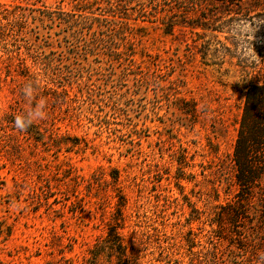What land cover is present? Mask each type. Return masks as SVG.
<instances>
[{"label": "rangeland", "instance_id": "1", "mask_svg": "<svg viewBox=\"0 0 264 264\" xmlns=\"http://www.w3.org/2000/svg\"><path fill=\"white\" fill-rule=\"evenodd\" d=\"M0 5L26 14L0 39V264H87L122 197L121 233L137 243L138 264H264V246L251 239L264 238V181L235 228L217 216L238 204L231 157L245 88L264 79V0ZM43 8L85 11L101 25L74 40L65 24L37 19L32 10ZM51 58L55 84L45 76ZM22 67L58 93L25 97ZM40 101L46 115L33 123L48 130L43 143L5 121ZM191 103L195 117L182 111Z\"/></svg>", "mask_w": 264, "mask_h": 264}, {"label": "trees", "instance_id": "2", "mask_svg": "<svg viewBox=\"0 0 264 264\" xmlns=\"http://www.w3.org/2000/svg\"><path fill=\"white\" fill-rule=\"evenodd\" d=\"M32 12H39V19L41 22L47 21V23H53L58 21L61 24H65L67 29L72 31L71 37L74 40L84 39L83 30L87 27L89 23H97L101 25L100 19L93 18L88 15H82L73 11L75 13L61 12L57 10H50L47 8L32 10ZM87 13V12H86ZM26 14L18 6L14 7L12 10L7 9L5 6L0 5V39L4 41L9 31L15 27H21L25 24ZM6 21V24L3 23ZM8 54L11 53L4 47ZM11 62V57H8L7 64ZM55 59H50L49 62H45V65L48 66L47 71H45V76H47V82L55 84L56 77L54 74L55 70ZM7 76L11 75V66L7 65ZM50 73V75H49ZM18 75L22 78H27L26 81L30 82V85L34 90L46 91V87H41L36 84V79L32 77L25 67H22L21 71L18 72ZM23 82L24 85H27V82ZM59 87L64 88V84L60 83ZM48 92L56 93L57 91L53 89H48ZM66 92V91H65ZM63 92V93H65ZM58 93V92H57ZM245 104L243 108L242 120L240 123L239 135L235 143L234 151L231 157V162L234 167V186L238 190V195H235L234 198L237 199L238 204L228 202L226 207H221L224 211L223 213H218L219 218H226L227 223L235 228L237 223L241 218H243L245 207L243 204L252 200L254 198V193L257 190H261L260 195L263 193L261 185L264 181V160H257L256 157L264 155V79L261 85L257 83H251L245 88ZM188 104V103H187ZM188 108L182 109V111L191 117H195L198 113L197 106L195 103L188 105ZM20 113H12L6 117L5 121L7 123L11 122L14 125V118ZM12 120V121H9ZM15 129V128H13ZM36 142L43 143L45 142V133L48 130H45V133L40 130V127L32 123L24 131ZM51 139L53 142L57 141L59 143L62 138H59L55 134H51ZM56 138V139H53ZM178 159L179 172L181 173L186 167V156ZM216 171L214 170V173ZM183 173V172H182ZM115 175H112L113 181L115 184L119 181V172L114 171ZM184 176L179 175L177 179L183 180ZM188 180V179H187ZM180 187V185H178ZM220 198L218 195L217 200ZM261 201H264L261 199ZM126 206L125 197L121 198V201L118 204V214L113 216V222L108 225L107 235L98 242L93 250L90 251V257L86 259L87 264H99L101 257L109 258L110 260H115L114 264H138L139 261V249L136 247L137 243L133 240L127 242L126 238L121 233V230L124 228V216L123 209ZM260 225L264 226V214L259 215ZM219 225L220 222H217ZM237 235V233H236ZM256 237V236H255ZM255 237L251 238L255 243L264 246V238L261 236L256 239ZM263 242V243H260ZM238 250L246 252V248L236 246ZM63 253V252H62ZM73 260L71 258H66L64 256L58 261L59 264H72Z\"/></svg>", "mask_w": 264, "mask_h": 264}, {"label": "clouds", "instance_id": "3", "mask_svg": "<svg viewBox=\"0 0 264 264\" xmlns=\"http://www.w3.org/2000/svg\"><path fill=\"white\" fill-rule=\"evenodd\" d=\"M34 88L31 85L26 86L23 89V94L25 97L31 99L34 93ZM45 110L43 101L37 102L29 112L21 115H17L14 118V127L19 131H24L28 126H30L36 120H42L45 118Z\"/></svg>", "mask_w": 264, "mask_h": 264}]
</instances>
